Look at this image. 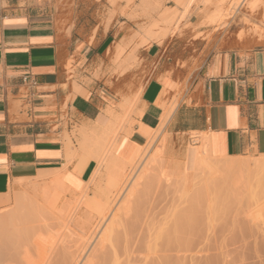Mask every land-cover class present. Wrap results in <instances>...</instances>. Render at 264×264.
<instances>
[{"label":"crops","instance_id":"1","mask_svg":"<svg viewBox=\"0 0 264 264\" xmlns=\"http://www.w3.org/2000/svg\"><path fill=\"white\" fill-rule=\"evenodd\" d=\"M112 1L0 0V197L17 180L59 169L75 127L122 115L124 98L138 101L135 124L125 126L131 144H145L143 130L172 103L165 134H207L218 157L264 156V45L217 31L191 4L175 34L137 48L151 76L140 89L131 66L112 78L113 56L121 41L136 48L149 21L140 0ZM171 8L184 12L168 1L159 13Z\"/></svg>","mask_w":264,"mask_h":264},{"label":"rangeland","instance_id":"2","mask_svg":"<svg viewBox=\"0 0 264 264\" xmlns=\"http://www.w3.org/2000/svg\"><path fill=\"white\" fill-rule=\"evenodd\" d=\"M168 1L171 0H159L156 12L158 16L163 13L159 11L165 10ZM201 1L195 0L192 4L200 8V14L208 17V25L222 33L227 32L226 35L229 32L236 34L243 43L253 45L257 41L259 46L264 45V0H259L255 13H249L243 8L229 20L230 24L225 25V28L219 27L220 23L214 25L208 20L210 14L217 12L215 10L222 6H218L221 0H210L207 4H202ZM66 2L69 0H58L61 8ZM224 7L226 4L222 6L223 9ZM156 14L152 16L150 11L145 15L149 23L144 28H148L157 19ZM179 14L176 11V18ZM182 18H178L179 21L176 22L177 29L180 28ZM253 29L257 33L260 31L258 34L261 36ZM148 43L152 41L145 45ZM131 50L128 48L127 52ZM135 55L136 64L133 62L131 69L136 71L138 87L141 85L142 88L151 76L143 71V63L137 51ZM116 73L114 72L112 78L117 77ZM94 78L98 79V74H94ZM136 106L135 100L128 123L125 122L119 127L120 137L130 132L125 126L135 124L131 118L139 114ZM165 136L167 147L162 161L149 175L139 179V187L134 189L133 198L127 195L119 201L116 208H112L114 218L104 227L107 231H104L105 241L100 242L103 236L100 232L95 230L90 235V231L85 232L82 227V222L88 217L96 216L94 208L81 205L79 210L76 209V219L73 216L74 220L69 218L70 211L80 203L83 196L84 200L94 197L98 179L84 187L96 167L93 162L92 171L86 175L84 182L79 179L80 185H65L67 192L61 195L54 211L43 207V202L34 198V202L41 208L21 217L12 226L0 229V250H5L3 252L9 255L7 264H69L75 253H78V258L86 257L82 264H264V183L261 180L262 174L256 173L254 166V162L260 157H238L248 161L241 166L222 161L217 164L215 172L198 173L193 163L189 164L190 157L186 156V152L190 149L196 150L202 137L191 139L181 135L164 134ZM71 139L74 143L71 147L74 148L75 139L73 136ZM76 162V159L73 160L71 169ZM33 181H25L21 186L12 189L14 193L0 197V215L11 210L15 195L31 191L29 188ZM24 184L26 185L23 186ZM82 207L86 208L84 212L87 214L83 213ZM119 207L124 209L120 211ZM77 217L83 221L79 219L77 223ZM36 243L40 244V249L36 247ZM31 247L35 248L32 250Z\"/></svg>","mask_w":264,"mask_h":264},{"label":"bare ground","instance_id":"3","mask_svg":"<svg viewBox=\"0 0 264 264\" xmlns=\"http://www.w3.org/2000/svg\"><path fill=\"white\" fill-rule=\"evenodd\" d=\"M114 1L117 2L116 0H113L112 2L114 3ZM171 1H173V3L176 5V7L177 6L182 7V9L184 10V12L180 13L181 15L179 14L178 18L184 17V15L187 14V9L190 7V5L193 2H195V0H171ZM112 2H110V3H112ZM201 2H202V4H207V3H210V0H202ZM258 2L260 3L259 0H221L218 2L220 4L219 5L216 4V5L221 6V4H222V6H223L226 4V7H224V9H223L221 6L218 8V10L217 9L215 10L217 12L210 14L211 16L208 19L209 23L214 24V25H216L217 23L218 24L220 23L219 27L224 26V28H225V25L229 26V24H230L229 20L232 19L233 16H235V14L240 13L243 8L247 9L249 11V13H255L258 9ZM158 6H159V0H140V2H139V8L142 9V12L145 15H148L150 11L152 12V16L155 15L157 12ZM215 8H217V7H215ZM123 12H124V10H123ZM169 13H171V14H169ZM175 13H176V9L172 8L170 10L163 12L159 16H158V14H156L158 20L157 19L154 20L149 25L148 28H144V27L140 28V26H139V28H140L139 33L140 32L142 33V34H136V38L139 37V39H138L139 43L137 42L138 45L136 48H135V45L133 47L131 46L133 49L132 50L130 49L131 50L130 52H128V53L126 52L127 49L129 48L128 46L130 45V43H128L129 45L124 44V46H123V44L121 43L122 41H121L119 44H117L115 46V55L113 57L116 56L115 60H116L118 67H119V69L117 70V73H116L118 78H121L123 76V73H125L126 69H124V66H127V68L130 66H132V67L134 66V64L132 65V63L134 62V58L137 57L136 55L134 56V54H135V51L137 50V48H140L139 46L145 45V43H147L148 41H152V42H155L157 44H161L162 41L167 36L175 34L177 32L178 29L176 27H178V25H176V22L179 21V19L176 18ZM245 13H246V11H245ZM109 14H111V13H109ZM114 14H115V12H114ZM241 15H243V14H241ZM243 16L247 17L245 15H243ZM207 18H205V19H207ZM183 23H185V22H183ZM139 28H138V30H139ZM256 31L257 30L255 29L254 32L257 35H259L258 33L260 31L258 33ZM239 33H241V32H239ZM262 35H264V34H262ZM133 36H134V34H133ZM238 36L240 37V35H238ZM259 36H261V35H259ZM144 80H146V79H144ZM147 80L149 81V79H147ZM140 89H141V85H140ZM139 94L141 95V93H139ZM139 94H138V96H140ZM174 96L172 98H174ZM134 99H136V103H137L138 102L137 98H134ZM167 100L165 99L164 103L167 102ZM173 103H174V101H173ZM120 104H122L120 106L122 108H124V112L122 115L114 114L113 110H112L113 112L108 110L109 114H111L110 119L104 120L103 118H98L94 123H92V124L89 123L90 124L89 126H85V124H84L83 126H80L78 128L75 127L74 130L72 129L73 132L71 131L72 133L71 132L70 133L72 134L73 138L75 139L76 144H75V147L72 148L71 144L74 145V143L71 141V138L68 136V138H67L68 143L66 142L67 146H66V148H64V149H66L65 154H64L65 161L62 164V166L57 170L40 172L33 179L34 183L32 182L33 183L32 185L29 184L30 185L29 189L31 190L29 193L32 194L31 196H29V193H24V192L21 193L20 195L14 196L13 207L11 208V210L6 212L3 215H0V229L2 227H6V226L8 227L9 225L13 224L15 221L21 219V217H24L26 215H30L32 212H35V210H38L39 208H41V206L40 207H38L39 205L37 206L38 203L36 204L34 202V200H33L34 198H38L39 201H42L43 202L42 204H44L43 207H47L50 209V211H54L59 204L61 195H64L67 192L65 185H70V186L71 185L75 186L78 184L80 185L79 177H80L82 171L90 162H94L96 167L92 171V174L90 176V181L84 185V187L86 185H90L91 183H94L95 180L98 179L97 180L98 185H96V189L94 191V197L90 200H86V199L84 200V196H83L80 200V203L77 204L70 211L71 214L69 216H71V217H69V218L71 219L72 216L74 217V215L76 213V209L78 208V210H79L81 208V205H84V207H86V208H89V207L92 209L94 208V210L96 211V216H94L93 218L92 217H88V218L85 217V218H87L85 221H83L77 217V219H78L77 223H79L78 222L79 219H80V221H83L82 227L84 228L85 232L90 231V235H92L95 232V230L100 232L101 235H103L100 242L101 243L103 242V240L106 236V234H104V231H106L104 227H107L106 223L109 222L113 217V209L112 208H116L119 201L122 200L127 195H129V196H131V198H133L134 197L133 191L137 190L135 188H136V186H138L139 179L144 178L147 174L149 175V172L152 171L154 169V167L159 162L162 161V159L165 155V149L167 147V145H166L167 139H166V136L164 137V134H165L164 129H165V126H166L167 122L169 121L170 117L172 116V113L176 107L172 103H171L172 105L169 104L168 107L164 106V113L161 117H159L160 118L159 125L155 129L143 130V134L146 137V143L142 144V145H134L128 141V137L130 135L129 132L122 135L121 137L119 136V133H118L120 125L121 124L124 125L123 123L127 122L128 117L131 115V112L133 113V110H132L133 102L124 98L122 100V103H120ZM106 113H107V110H106ZM225 123H227V122H225ZM186 153H187L186 156L190 157V160L188 161L189 164L193 163L192 165H194L195 170L198 173L215 172L217 169L216 168L217 164L221 163L222 161L226 162V164L234 165V166L235 165H240V166L246 165L248 163V161L240 160V159H238V157H236V158H229L227 156L226 157H218L216 155V152L210 146V142H209V138H208L207 134L204 135V137H202L200 139V146H197L196 150L190 149V150H187ZM183 155H184V153H183ZM75 159L77 160V162H76V164L74 163L75 165H74L73 169H71L70 167L73 163V160H75ZM184 164H186V163H184ZM254 166H255V172L258 174H262L261 176H263V177L262 178L259 177V178H261V180L264 183V156L263 155L260 156V159H258L254 162ZM182 174H180V175H182ZM184 178H185V176H184ZM28 180L29 179H20V180L15 181V185L12 184L13 187L10 189L9 193L13 192L12 189L16 188L17 186H21L23 182L28 181ZM26 184H24L23 186H25ZM139 184H140V182H139ZM6 189L8 191L9 188H6ZM6 195H8V193H6ZM6 195H4V196H6ZM4 199H5V197H4ZM5 200H7V198ZM130 201H131V199H130ZM123 203L124 202L122 201V206H123ZM120 206H121V203H120ZM85 209L83 210V213H86V212H84ZM123 209H121L120 211H122ZM116 215H118V214H116ZM253 216H255V215H253ZM116 218H118V216ZM252 219H253V217H252ZM78 227H80V226H78ZM82 232H83V230H82ZM6 234H8V233H6ZM27 234H29V233H27ZM16 238H18V237H16ZM16 238H15V240H16ZM30 241H32V240H30ZM35 245L38 249H40L41 246L39 243H36ZM1 248L2 247L0 246V249ZM31 248L33 250V248H35V247H31ZM6 249H7V247H6ZM3 251H5V250H3ZM3 251L1 252V250H0V264H7V261H9L8 260L9 255H7V253H4ZM6 251H9V250H6ZM71 254L73 255V253H71ZM75 255L71 257V259L69 260V264H82L84 258L86 260V257L83 254H81V255L84 257H81V258H78V256H77L78 253H75ZM39 259H41V258H39ZM12 260H13V258H12ZM32 260H33V262L35 261L34 259H32Z\"/></svg>","mask_w":264,"mask_h":264}]
</instances>
